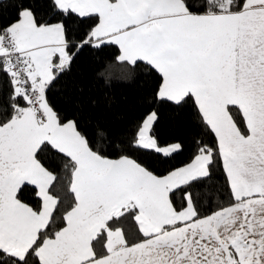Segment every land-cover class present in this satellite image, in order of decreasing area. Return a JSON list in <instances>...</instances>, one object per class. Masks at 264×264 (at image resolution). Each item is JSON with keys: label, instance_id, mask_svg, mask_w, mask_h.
Instances as JSON below:
<instances>
[{"label": "crops", "instance_id": "crops-1", "mask_svg": "<svg viewBox=\"0 0 264 264\" xmlns=\"http://www.w3.org/2000/svg\"><path fill=\"white\" fill-rule=\"evenodd\" d=\"M55 1L63 10L98 14L93 42L116 43L122 60L152 63L163 75L161 97L174 101L189 93L195 97L217 135L233 193L240 201L195 219L190 199L185 209L177 211L169 194L207 175L210 153L158 177L127 157L109 159L97 154L74 122L61 124L47 101L46 88L72 57L65 30L60 23L37 25L27 9L10 28L16 50L31 64L28 79L36 101H28L0 123V247L24 257L50 222L58 202L49 190L54 175L36 158L40 145L48 141L77 163L72 183L77 204L67 214L66 225L39 247L42 264L68 263L73 258L75 264H264V0H246L240 11L202 14L190 12L182 0H158V9L151 0ZM155 12L162 13L155 16ZM196 16L224 18L218 24L220 33H228L225 74L214 73L221 64L213 52L209 57L199 45L178 38L177 25L169 28L179 18ZM161 17L166 25L152 27L151 21ZM155 28L166 32L164 42L157 41L156 53L161 56L156 61L151 60ZM5 54L0 46V56ZM14 86L16 93L24 95L23 84ZM203 98H214L210 108ZM230 106H237L244 116L255 106L253 113L258 117L245 121L246 134L229 113ZM171 146L157 144L164 154L171 152L167 149ZM24 184L38 189L39 211L18 197ZM128 207L138 209L137 221L147 238L128 245L121 229L109 230L106 253L95 257L93 240L111 217Z\"/></svg>", "mask_w": 264, "mask_h": 264}, {"label": "trees", "instance_id": "trees-1", "mask_svg": "<svg viewBox=\"0 0 264 264\" xmlns=\"http://www.w3.org/2000/svg\"><path fill=\"white\" fill-rule=\"evenodd\" d=\"M192 13L214 12L219 0H182ZM224 11H240L246 0H227ZM223 4H226L225 1ZM33 13L37 25L60 23L65 30L71 60L46 88V98L59 122H74L77 130L97 154L109 158H132L153 175L162 177L191 163L196 156L210 153L208 174L195 178L170 191L175 210L185 209L191 200L195 219L221 212L238 203L225 170L217 135L202 114L195 97L187 94L179 101L159 96L163 75L149 62H129L120 58V47L113 42L97 44L91 33L99 24L98 14L80 15L59 8L55 0H0V35L21 18L24 10ZM0 56V123L11 119L28 102L16 93L14 76L5 70ZM155 111L157 118L151 133L158 146L179 144L171 154L138 144L139 132L146 117ZM229 113L246 134L242 111L230 106ZM36 158L54 175L49 190L58 202L49 224L24 257L0 247V264H42L38 249L47 238L55 237L67 223V214L76 206L72 188L76 161L46 141ZM18 197L39 211L42 199L38 189L24 184ZM138 209L125 208L111 217L93 240L95 257L106 253L108 231L121 229L128 245L145 236L137 221ZM180 225H167L170 229Z\"/></svg>", "mask_w": 264, "mask_h": 264}, {"label": "rangeland", "instance_id": "rangeland-1", "mask_svg": "<svg viewBox=\"0 0 264 264\" xmlns=\"http://www.w3.org/2000/svg\"><path fill=\"white\" fill-rule=\"evenodd\" d=\"M147 1H150V0H147ZM178 1H180V3H182L181 0H178ZM152 3H154L155 9H158L161 7L160 2H158V0H151V4ZM159 13H162V12H155V13H153V15L158 16ZM223 19L224 18L201 17V16L200 17L196 16L195 18L194 17L193 18L184 17V18H179L177 22L171 23L170 27H169V25H168V27L171 28V27H174V25H177L178 29L181 30V35H179L177 33L178 38L188 40V41H192L193 45H199L200 48L204 51V53L208 56H209L208 53L213 52L214 56L217 58V60L221 64L219 70L214 68V73L220 72V74H225L224 66H226V58H227V53L229 51V46L227 44V41H228L227 40L228 39L227 34L228 33L227 32L226 33H222V32L220 33L219 32V28H220L219 25L220 24H218V23H222ZM159 20L160 21H154L155 22V23L153 22L154 24L151 21L152 27H154V25H155V27H158V26L164 27L166 25V21L162 17ZM200 27H202V29H203L202 36H201V33L199 32V30H201ZM155 29H156V32L153 35H151V60L156 61L161 56V54L158 51L156 53L157 41H158V39H161V41L164 42V40L166 39V32L164 33V31H161V33H159L158 32L159 29H157V28H155ZM138 33L141 35L140 31H138ZM138 33H136L137 34L136 36L142 43L143 40L141 39V37ZM159 35H160V37H158ZM139 60H144V59H139ZM144 61H146V60H144ZM150 64L153 65L152 63H150ZM30 67H31V64H30ZM242 67H244L243 64H241V68ZM220 74H219V76H218V74H214V75L218 76L220 78L221 77ZM221 80H223V79H221ZM223 82H224V80H223ZM214 83L218 84V86L221 89L224 88V86L221 85V83H218L215 81H214ZM189 84H191V83H189ZM226 87H227V85H226ZM216 89H219V88H216ZM254 98L258 99V97H254ZM178 100H181V99H178ZM204 100L206 101L205 107L207 108L209 106V108H210L214 98L209 99V100L208 99H204ZM256 103L257 104L255 106H258V100H256ZM255 106H253V107H255ZM253 107H251V110L247 111L246 115L244 116L245 121L246 120L252 121L253 118L258 117L257 115L255 116V114L253 113ZM156 118H157V114L155 111H152L146 117V119L144 120L143 125L141 127V130L139 132L138 144L143 145V146L146 145V147H148V148H154V149L161 151L157 147V143H156L157 140H156L155 136H153V134L151 133V130H152V127H153V124H154ZM170 145L163 146V147H168ZM172 145L173 146H171V148H167L168 150L171 151L168 154H171V153H173L179 149V144H172ZM151 146H153V147H151ZM128 159H130L134 163L138 164L132 158H128ZM77 257H79V255L76 253V258ZM69 259L70 258H68V260ZM74 260L75 259L73 258L68 263L63 262V261H58V264H75V263H72Z\"/></svg>", "mask_w": 264, "mask_h": 264}, {"label": "built area", "instance_id": "built-area-1", "mask_svg": "<svg viewBox=\"0 0 264 264\" xmlns=\"http://www.w3.org/2000/svg\"><path fill=\"white\" fill-rule=\"evenodd\" d=\"M225 1L226 4H223ZM216 4L215 10L212 13L225 12V7L228 5L227 0H219ZM0 46L6 54L4 68L6 71L14 76L15 84H23V93L26 99L30 102L36 101V93L29 84L28 72L30 71V64L17 50L16 43L13 40V32L11 28L4 30L0 35Z\"/></svg>", "mask_w": 264, "mask_h": 264}]
</instances>
